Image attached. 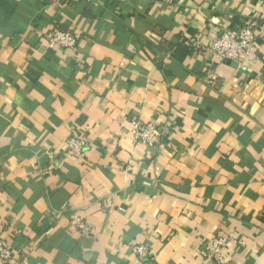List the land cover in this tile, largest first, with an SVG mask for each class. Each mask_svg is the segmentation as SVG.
Instances as JSON below:
<instances>
[{
	"label": "crops",
	"instance_id": "crops-1",
	"mask_svg": "<svg viewBox=\"0 0 264 264\" xmlns=\"http://www.w3.org/2000/svg\"><path fill=\"white\" fill-rule=\"evenodd\" d=\"M243 25L257 61L218 64L208 45ZM133 118L158 146L129 140ZM72 133L81 160L62 156ZM0 233L27 264H139L136 245L213 264L216 234L243 240L227 264H264V0H0Z\"/></svg>",
	"mask_w": 264,
	"mask_h": 264
},
{
	"label": "built area",
	"instance_id": "built-area-1",
	"mask_svg": "<svg viewBox=\"0 0 264 264\" xmlns=\"http://www.w3.org/2000/svg\"><path fill=\"white\" fill-rule=\"evenodd\" d=\"M57 4H72L89 0H53ZM44 41L51 47H58L64 51L73 54L76 52L79 41L78 34L52 29L47 32ZM256 38L251 29L241 26L239 29L230 30L224 28L222 32L214 38L207 49L211 52L213 59L218 64L223 62L236 63L240 68L248 67L257 61L255 54ZM208 86H212L218 79V75L214 70L208 69L203 71L199 76ZM129 140L133 144H139L145 148H153L161 142L165 130L155 121L142 122L138 119H130L129 123ZM90 145V140L85 133H72L61 144L62 156L68 160L83 159L86 150ZM78 232L83 236H88L90 227L83 223L76 224ZM228 243L234 248L242 247L243 240L239 237H224L216 234L210 243L204 249V257L213 264H227ZM147 248L144 245H136L133 253L139 264H146L148 260ZM26 254L18 253L13 247L9 239L0 233V262L3 264H27Z\"/></svg>",
	"mask_w": 264,
	"mask_h": 264
}]
</instances>
